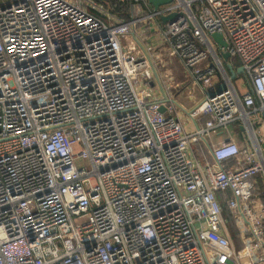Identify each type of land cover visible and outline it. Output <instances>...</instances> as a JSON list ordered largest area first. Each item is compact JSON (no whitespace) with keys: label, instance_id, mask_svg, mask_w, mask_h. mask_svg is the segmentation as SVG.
Returning <instances> with one entry per match:
<instances>
[{"label":"built area","instance_id":"2783aa9c","mask_svg":"<svg viewBox=\"0 0 264 264\" xmlns=\"http://www.w3.org/2000/svg\"><path fill=\"white\" fill-rule=\"evenodd\" d=\"M122 1L0 0V264H264V0Z\"/></svg>","mask_w":264,"mask_h":264},{"label":"rangeland","instance_id":"374dc122","mask_svg":"<svg viewBox=\"0 0 264 264\" xmlns=\"http://www.w3.org/2000/svg\"><path fill=\"white\" fill-rule=\"evenodd\" d=\"M129 42H130V39L126 38L127 45ZM161 44H162V39L159 36L158 45L160 46V48L157 52V56L159 57L161 61L160 63L162 64L159 65L158 74L162 79H164L168 83L167 84L169 85L168 91L172 93L171 99H177L179 101H182L185 104V106L189 108L192 105V103L187 100L186 95L189 92L188 88L190 86L189 85L190 77L185 72V68L183 64L177 58H173L169 62L167 49L165 46H161ZM223 61L225 62V66L227 67L228 71L230 72V76L232 78L234 85L238 88L240 94H243L249 88L246 78L244 77L243 74L237 73V70L234 67H232L233 70L231 71L230 65L227 64L224 59ZM139 88L141 89L142 87L140 86ZM261 119L262 120H256L253 118V123H254L255 131L257 133V137L261 145L264 147V118L261 117ZM235 130H236V127H235ZM194 150L199 155V158L201 159L208 158L207 149L204 148L205 150L204 152L200 144H197ZM260 180L263 185V180L262 179Z\"/></svg>","mask_w":264,"mask_h":264},{"label":"trees","instance_id":"16d2710c","mask_svg":"<svg viewBox=\"0 0 264 264\" xmlns=\"http://www.w3.org/2000/svg\"><path fill=\"white\" fill-rule=\"evenodd\" d=\"M96 4H100L103 7L109 8L110 6L112 7L113 4L117 3V0H93ZM122 5V6H120ZM140 7L139 4L135 3L133 0H124L122 1L120 4L117 5L115 12L119 15H117L119 18H121L122 20H130L132 18L133 15H130L131 13H134L135 11H137V9ZM94 12V11H93ZM234 64H237V62L233 61ZM207 117L206 116H202L201 118V124H203L206 121ZM240 136H243V132L241 131V129L239 127H237V131H236ZM201 145V144H200ZM201 148L204 150L203 145L201 146ZM223 213L224 216L226 218V220H228V226L232 232L233 238L235 240V244L237 245V247L241 246L240 243V239H239V235H238V230L236 229V227L234 226V224L232 223V220L230 218L229 212H228V208L226 206L225 203H223Z\"/></svg>","mask_w":264,"mask_h":264},{"label":"water","instance_id":"95a60500","mask_svg":"<svg viewBox=\"0 0 264 264\" xmlns=\"http://www.w3.org/2000/svg\"><path fill=\"white\" fill-rule=\"evenodd\" d=\"M148 1H149L150 5L152 7H154L155 9H157L160 6H163V5H166V4L171 3L173 0H148ZM172 18H173L172 15L171 16H168V17H163L162 18V21L165 23V22H167L168 20H170ZM212 36H213L214 40L216 41V43L218 44V47L220 49H223V48H225L227 46V42L225 41L224 36H223V34L221 32H215V33L212 34ZM223 58H224L225 61H228L230 59L229 53H223ZM232 67H234V66L230 65V70L231 71L233 70ZM236 70H237V73L243 74V69L241 67L236 68ZM231 80H232V78H231ZM224 88H225V84H221L220 85V88L218 90V93H220ZM214 94L215 93H209V96L210 97H213ZM241 129L244 130L243 127H241Z\"/></svg>","mask_w":264,"mask_h":264},{"label":"crops","instance_id":"0c3cea01","mask_svg":"<svg viewBox=\"0 0 264 264\" xmlns=\"http://www.w3.org/2000/svg\"><path fill=\"white\" fill-rule=\"evenodd\" d=\"M244 75V74H243ZM244 77L246 78V76L244 75ZM247 80V79H246ZM236 127V130H237V127H239V126H237V125H232V126H230L227 130H219L218 132H217V134L216 135H220L221 137L222 136H227V135H231V136H233L235 139H237L238 141H240V142H242L243 140V136H240L237 132H236V130H235V127ZM241 131H242V129H241Z\"/></svg>","mask_w":264,"mask_h":264}]
</instances>
